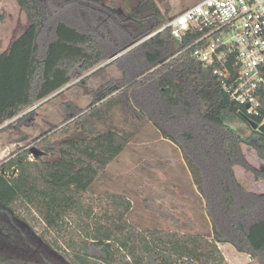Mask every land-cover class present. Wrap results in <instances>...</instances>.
Here are the masks:
<instances>
[{
  "label": "trees",
  "instance_id": "obj_1",
  "mask_svg": "<svg viewBox=\"0 0 264 264\" xmlns=\"http://www.w3.org/2000/svg\"><path fill=\"white\" fill-rule=\"evenodd\" d=\"M166 1L123 0L121 12L102 0H15L29 24L0 53V125L150 37L114 60L123 77L96 90L84 113L35 138L41 156L29 159L30 149H18L1 163L0 264H228L223 244L264 264V196L247 193L233 173L238 166L264 179L241 152L247 146L264 162V135L241 118L209 68L184 50L188 41L178 42L168 29L157 32L171 18L158 8ZM128 107L181 150L204 205V233L139 230L128 222L124 196L107 195L97 212L85 198L133 137L110 118L114 108ZM260 110L251 118L257 124L264 119V89ZM234 119L247 135L231 125ZM21 213H33L44 226L37 240L53 255L33 249Z\"/></svg>",
  "mask_w": 264,
  "mask_h": 264
},
{
  "label": "rangeland",
  "instance_id": "obj_2",
  "mask_svg": "<svg viewBox=\"0 0 264 264\" xmlns=\"http://www.w3.org/2000/svg\"><path fill=\"white\" fill-rule=\"evenodd\" d=\"M199 1L167 0L158 4V8L162 12L166 11L169 18ZM102 3L111 9L121 12L124 10L123 0H102ZM63 19L78 28H83L80 22L67 17ZM28 24L27 17L15 0H0V53L9 47ZM143 40L109 57L89 72L82 73L61 94L49 97L48 101H42L44 103H38L40 105L33 110L32 116L27 115L29 111L25 110L0 125V165L8 159L11 152L18 149L41 150L35 138L69 120L71 116L84 113L95 101L96 90L111 80L123 77L119 63H115L114 60L135 49ZM108 61L110 62L107 63ZM110 118L118 131H131L133 137L85 195V198L94 204L95 211L99 210L97 204L104 202L107 195H120L130 201L128 222L139 230L158 227L186 234L207 231L203 202L192 183L178 146L164 139L148 116L137 120L136 114L131 112L129 107L114 108ZM231 125L243 136L249 133L245 124L238 119H234ZM99 128L104 129L100 125ZM241 152L255 169H264L263 163L257 165L254 162L256 156L253 149L242 145ZM32 157L31 155L29 159ZM240 170L236 167L237 182L247 193L261 196L264 193V179L257 180L259 178L255 179L249 171ZM19 215L24 217L20 226L34 237L30 239L33 249L42 251L49 257L50 254L53 255L37 240L38 235L43 233L44 226L36 216L33 213ZM45 235L47 238V234ZM26 246H24L26 250L30 251ZM220 251L228 264H263L259 260L250 257L249 259L244 254L236 252L229 244L221 245ZM120 259L126 260L124 256H120Z\"/></svg>",
  "mask_w": 264,
  "mask_h": 264
},
{
  "label": "built area",
  "instance_id": "obj_3",
  "mask_svg": "<svg viewBox=\"0 0 264 264\" xmlns=\"http://www.w3.org/2000/svg\"><path fill=\"white\" fill-rule=\"evenodd\" d=\"M168 29L248 119L259 117L264 89V0H200L174 14ZM253 121V120H252ZM262 122L258 125H261Z\"/></svg>",
  "mask_w": 264,
  "mask_h": 264
},
{
  "label": "water",
  "instance_id": "obj_4",
  "mask_svg": "<svg viewBox=\"0 0 264 264\" xmlns=\"http://www.w3.org/2000/svg\"><path fill=\"white\" fill-rule=\"evenodd\" d=\"M150 36L146 37V38H149ZM145 38V39H146ZM144 39V40H145ZM114 60V59H112ZM110 61H108L107 63H109ZM69 87L68 85L66 87H64L63 89H61L59 92H62L63 90H65V88ZM58 93V92H57ZM39 104L33 106L32 108L28 109V111H31L33 110L34 108H36ZM241 118L246 121L248 123V125L251 127L252 130L254 131H258L260 132L261 134L264 135V122L261 124V125H258L257 123H255L254 121L248 119L247 117H245L244 115H240ZM30 153L33 157H39L41 156L43 153L41 151H39L38 149L36 148H31L30 149Z\"/></svg>",
  "mask_w": 264,
  "mask_h": 264
},
{
  "label": "crops",
  "instance_id": "obj_5",
  "mask_svg": "<svg viewBox=\"0 0 264 264\" xmlns=\"http://www.w3.org/2000/svg\"><path fill=\"white\" fill-rule=\"evenodd\" d=\"M54 95H55V94H54ZM48 100H49V98H48V99H46V100H44V102H45V101H48ZM44 102H42V103H44ZM40 104H41V103H40ZM40 104H39V105H40ZM39 105H38V106H39ZM34 109H35V108H34ZM34 109H33V110H34ZM246 147H247V146H246ZM247 148L251 150V148H249V147H247ZM254 154H255V152H254ZM255 156H256V154H255ZM256 160H257V161H256ZM258 161H259V162H258ZM254 162H255V163H257V165H258V164H261V163H263V164H264V162H263V161H261L260 159H258V158H257V156H256V158H255V161H254ZM236 167H237V168H240V167H238V166H234V167H233V173H234V176H235V177H236V175H235V172H236ZM240 169H241L240 171H242V170H243V171H246L245 169H242V168H240ZM263 171H264V169H263ZM255 179H257V178L255 177ZM257 180H260V181H262L263 179H257ZM261 196H264V193H263V194H261ZM220 246H221V245H218L219 249H220ZM245 256H246L247 258H249L247 255H245ZM249 259H250V258H249Z\"/></svg>",
  "mask_w": 264,
  "mask_h": 264
}]
</instances>
